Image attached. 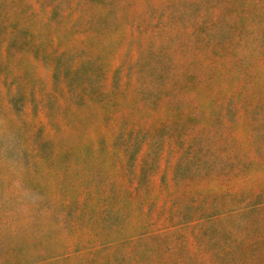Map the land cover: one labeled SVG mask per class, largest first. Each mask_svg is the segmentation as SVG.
I'll use <instances>...</instances> for the list:
<instances>
[{
    "label": "rangeland",
    "instance_id": "rangeland-1",
    "mask_svg": "<svg viewBox=\"0 0 264 264\" xmlns=\"http://www.w3.org/2000/svg\"><path fill=\"white\" fill-rule=\"evenodd\" d=\"M0 264H264V0H0Z\"/></svg>",
    "mask_w": 264,
    "mask_h": 264
}]
</instances>
